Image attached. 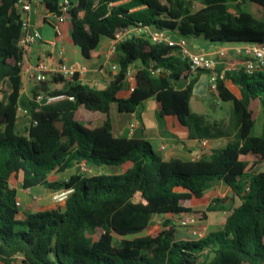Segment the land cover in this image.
<instances>
[{
  "label": "trees",
  "instance_id": "obj_1",
  "mask_svg": "<svg viewBox=\"0 0 264 264\" xmlns=\"http://www.w3.org/2000/svg\"><path fill=\"white\" fill-rule=\"evenodd\" d=\"M60 1L43 0L54 14L60 13ZM71 5L72 38L86 57L103 36L114 40L127 32L116 46L117 73L107 88L78 75L67 81L50 73L35 83L32 99L20 102L23 49L15 40L24 32L22 13L17 0H0V83L5 84V90L0 87V264L17 256L24 264H264V169H253L264 163V68L228 72L218 81L219 98L233 104L235 135L209 159L166 160L145 138L117 136L109 115L113 103L120 112H140L144 101L155 97L159 115L178 118L191 137L232 136L224 120L193 111L197 78L182 84L193 72L180 48L133 31L150 26L242 49L262 45L264 0H71ZM132 65L134 90L122 97ZM157 68L161 72L154 75ZM229 81L239 87V96ZM62 82H69L67 90L52 88ZM61 91L75 100H37ZM21 103L28 120L19 127ZM81 107L105 113L106 121H79ZM242 156H252V169ZM72 167L68 176L50 178ZM20 179L26 189L73 191L54 207L22 212L14 185ZM215 181L230 186L241 203L222 229L199 239L177 238V226L167 216L204 218L206 211L193 210L190 201ZM31 201L38 208L34 196ZM155 215L165 219L158 223Z\"/></svg>",
  "mask_w": 264,
  "mask_h": 264
},
{
  "label": "crops",
  "instance_id": "obj_2",
  "mask_svg": "<svg viewBox=\"0 0 264 264\" xmlns=\"http://www.w3.org/2000/svg\"><path fill=\"white\" fill-rule=\"evenodd\" d=\"M61 3V1H60ZM22 18L29 21L33 28H37L41 33V38L36 41L30 51L28 52L27 58L24 60V66L22 67V79L24 82L23 90L21 94L20 102L23 100L32 99V89L36 85L31 79V76L27 70L31 65L37 64L39 61H50L60 60L68 64H73L78 67H84L85 73L79 75V79L84 83H89L97 88H107L114 74L117 73V69L113 68L114 63H118L115 54L111 53V47L114 40L103 36L100 40L98 47L95 49L92 57H86L83 55L82 49L74 43L72 38V30L70 27V18L61 25V34H56L53 27L52 21L55 18V14L50 12L43 0H32V7L29 11L22 13ZM135 32V30L133 31ZM172 38L179 39L183 36L176 32L169 33ZM189 43L191 51L196 53H207L218 59V70L226 68L230 65L233 71H238L242 68L245 60V55L239 50L243 48L241 44L231 43H213L205 41L202 38L186 37ZM222 49L228 50L227 56H219L218 51ZM137 64V63H136ZM132 76L127 78L124 87L120 93V96L126 97L131 91V85H134L133 75L137 70L136 65L130 67ZM208 75L206 71H200L193 73L187 80L183 81V85L188 84L192 79L197 78L195 86H198V91L202 94H197V101L194 102V106L199 110L196 113H205L211 116L208 112V104L206 99H209L205 95V79L204 75ZM50 73H47V78ZM200 85V87H199ZM58 84L52 88H57ZM194 86V87H195ZM228 87L236 94L240 95V89L237 85L231 81L228 82ZM208 94L211 96L214 94L209 89ZM3 97V96H2ZM1 97V98H2ZM149 102H152L150 105ZM215 106L216 104H211ZM144 109L140 112H120L117 104L113 103L110 108V123L113 132L120 137H134V138H145L151 142L153 148L166 160L179 158L182 160H197L201 157H211L214 150L220 149L226 146L235 135V131H232V136H223L217 138H194L190 136V129L186 125L182 124L178 118L174 116H160L158 112V104L155 97H151L144 101ZM141 107V106H140ZM193 109V108H192ZM194 111V109H193ZM27 107L24 104H20V118L19 127L23 126L27 122L26 117ZM261 116V115H260ZM77 119L79 121H94L95 124L101 125L106 119L107 115L102 112H93L81 107L77 111ZM212 119H216L213 118ZM135 124L133 130H131V124ZM259 125V124H258ZM258 134H261V124L258 128ZM244 159L250 161L247 170L252 169V156H242ZM254 170L264 169V163H260L253 168ZM252 170V172L254 171ZM75 168H69L65 172L53 174L50 178H59L68 176L73 173ZM23 181L18 180L14 184L18 190V198L22 202V207L25 205L24 198L26 197L27 203L29 198V207L27 212L35 210H45L54 207L56 203L53 201L54 191L48 190L42 186L36 188L22 189L19 183ZM18 183V184H17ZM48 190L53 202L50 203L48 208H32V196L39 190ZM25 190H29L27 193ZM215 203V201H217ZM241 203L240 198L234 194L230 186L226 185L222 181H215L211 184L201 197H194L190 201V206L193 210L206 211L204 218L198 219L197 227L199 233L195 234L192 232V227H185L179 223L177 217L167 216L172 219V222L177 226V238L179 239H199L206 236L211 232L218 231L223 228L227 216L231 213L234 207ZM27 205V204H26ZM213 205V210L207 211L206 209ZM165 217L155 215L154 221L160 223ZM195 227V226H194ZM180 231V235H178ZM7 264V263H1ZM10 264H24L22 256L14 258Z\"/></svg>",
  "mask_w": 264,
  "mask_h": 264
},
{
  "label": "built area",
  "instance_id": "obj_3",
  "mask_svg": "<svg viewBox=\"0 0 264 264\" xmlns=\"http://www.w3.org/2000/svg\"><path fill=\"white\" fill-rule=\"evenodd\" d=\"M60 13L55 14V18L52 21L53 27L56 31V34H61V25L66 22L68 19V13L71 10V0H61ZM17 6L21 13L29 11L32 7V0H17ZM23 21V30L25 33L19 40L20 47L23 49V57L19 61L21 67L24 66V60L27 58L28 52L30 51L32 45L41 38V33L37 28H33L29 21L25 18H22ZM136 33H144L148 35L151 40L155 43L167 44L169 46H178L182 54L189 60L190 67L193 73H198L200 71L208 72V84L209 89L212 93H218V81L225 79L228 72L233 71L230 65H227L226 68L218 70V59L214 56H211L207 53H196L191 51L189 48V43L186 37H181L179 39H174L171 35L162 30L154 29L150 26H139L135 29ZM127 35V32L119 33L114 39L113 45L111 47V53L115 54L117 43L124 39ZM245 55V60L243 62L242 68L247 73H253L257 69L264 68V44L257 46L246 47L245 49L239 50ZM219 56H227L228 50L222 49L218 51ZM114 69L118 68V64L114 63ZM31 79L35 83H39L47 79V73H55L62 75V77L70 81L76 75H82L85 73L86 69L84 67H78L73 64H68L60 60H50V61H39L35 65H31L27 68ZM161 72V69H153L152 73L158 75ZM132 76V71L129 69L127 72V78ZM66 82H62L64 84ZM134 90V85H131L130 91ZM37 100L46 101V103H56L60 101L70 100L74 101L75 97L68 94L65 91L58 92L56 94H46L38 95ZM135 124H131V130H133ZM23 186V182H22ZM73 189H61L53 193V200L55 202H61L67 199L69 194ZM16 204L20 207L22 202L17 198ZM198 219L193 216H185L179 222L182 226L192 227L193 233H199V229L196 226ZM195 226V227H194Z\"/></svg>",
  "mask_w": 264,
  "mask_h": 264
},
{
  "label": "rangeland",
  "instance_id": "obj_4",
  "mask_svg": "<svg viewBox=\"0 0 264 264\" xmlns=\"http://www.w3.org/2000/svg\"><path fill=\"white\" fill-rule=\"evenodd\" d=\"M248 7L250 9H252L256 13L259 12L257 7L255 5H253V4L249 3ZM1 86L5 90V84L1 85V83H0V87ZM2 96H3V94L0 95V98ZM205 101L208 104V112H209V114L213 118H216V119H219V120H224L226 122V124H227V127L230 126V129L234 132L235 118H234L233 111H232V105H233L232 102L231 101H223L222 99H220L219 97H217L215 95H213L212 98H210V99H206ZM151 103L152 102H149V104H147V105H150ZM211 104H216L217 105V109L214 110L213 107H211ZM143 109H144V106L142 105L140 107V110H143ZM260 124H261V129H262V127H263L262 115L258 118L256 128L254 129V132H253L254 134H258L257 131H258V128L260 127ZM19 185H20L21 188L23 187L22 183H19ZM22 189H24V188H22ZM25 191L27 193L30 192L29 190H25ZM49 193L50 192L48 190L44 189V190L37 191L33 195L36 198V204L38 205V208H48L50 206V203L54 201V200L53 201L51 200V196L49 195ZM24 199H25L24 200L25 205L23 207L20 206L21 207L20 209H21L22 212H25V211L27 212V208L29 207V203L30 202H29V198H28V203H27L26 197ZM178 235H180V231H178Z\"/></svg>",
  "mask_w": 264,
  "mask_h": 264
},
{
  "label": "water",
  "instance_id": "obj_5",
  "mask_svg": "<svg viewBox=\"0 0 264 264\" xmlns=\"http://www.w3.org/2000/svg\"><path fill=\"white\" fill-rule=\"evenodd\" d=\"M24 34H25V33H23L22 36H24ZM22 36H21V37H22ZM21 37H20V38H21ZM20 38L16 39V40H15V43H18L19 40H20ZM204 79H205V95L210 99V98H212V96H211L210 94H208V77H207L206 74L204 75ZM68 87H69V82H66V83H64V84L59 83L58 86H57V88H59V89H63V90H67ZM199 87H200V85H199ZM198 93H199V94H202V93H200V91H198V86H195L194 89H193V94H192V96H191V107H192V108L194 109V111H196V112H199V110L194 106V102L197 101V97H196V95H197ZM0 95H2V93H0ZM45 102H46V101H44V103H45ZM211 107H213V109L216 110V107H215V106H212V105H211ZM59 125L62 126V123H60Z\"/></svg>",
  "mask_w": 264,
  "mask_h": 264
}]
</instances>
